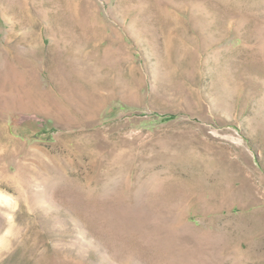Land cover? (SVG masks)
I'll list each match as a JSON object with an SVG mask.
<instances>
[{
    "label": "rangeland",
    "instance_id": "obj_1",
    "mask_svg": "<svg viewBox=\"0 0 264 264\" xmlns=\"http://www.w3.org/2000/svg\"><path fill=\"white\" fill-rule=\"evenodd\" d=\"M5 59L0 264H264V0H0Z\"/></svg>",
    "mask_w": 264,
    "mask_h": 264
},
{
    "label": "bare ground",
    "instance_id": "obj_2",
    "mask_svg": "<svg viewBox=\"0 0 264 264\" xmlns=\"http://www.w3.org/2000/svg\"><path fill=\"white\" fill-rule=\"evenodd\" d=\"M22 60H23V62H27L26 58H25V60L24 59H22ZM13 64L14 63L11 64L9 60H6L5 59L4 67H3L4 70H1L0 71V86H1L0 87V90H2V91L7 88V87L4 88V85L5 84L4 85L2 84L4 78H7V77L9 78L12 75L14 79H16V77L18 79V76L21 78V74H22L23 77H25L24 80H26V79H28V76H30V72H31L30 70L31 69H27V66H24L23 69H19V68L15 67ZM26 65H27V63H26ZM59 74L60 75H58V79L60 81L69 82L68 80H70L69 77L71 78V76L67 75L68 73H66L64 71H60ZM10 87H13V86L10 85ZM64 87H65L64 90H67V87L65 85H64ZM11 89L8 90V91L6 90L8 92L7 94H10V96H9L10 98L8 97V95H7V98H6V99H8V101H10L9 104H8V102L6 103V105L8 104L7 107L10 106L11 108H23L24 107L23 101L22 100H19L21 97H15L14 96L15 94L12 92ZM33 92L36 93V90L26 91L23 96H25L28 99H31L32 98V95H34ZM12 94H13V96H12ZM160 237L161 238L154 239L156 247L163 248L164 250L169 251V253H170L171 256H178L180 258H183L184 261L187 260V258L189 257V255L191 254L192 251L190 250L191 248L189 249L185 245V243H184L183 240H179V241L178 240L177 241L175 240V241H173V240L169 239L167 236H160Z\"/></svg>",
    "mask_w": 264,
    "mask_h": 264
}]
</instances>
